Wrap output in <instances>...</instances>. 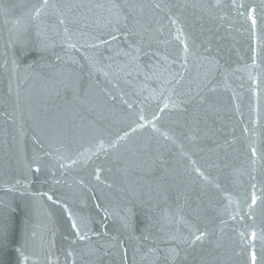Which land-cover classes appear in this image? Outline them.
Listing matches in <instances>:
<instances>
[{"label":"water","instance_id":"water-1","mask_svg":"<svg viewBox=\"0 0 264 264\" xmlns=\"http://www.w3.org/2000/svg\"><path fill=\"white\" fill-rule=\"evenodd\" d=\"M0 264H264V0H0Z\"/></svg>","mask_w":264,"mask_h":264}]
</instances>
